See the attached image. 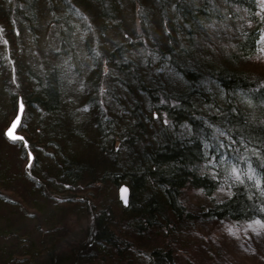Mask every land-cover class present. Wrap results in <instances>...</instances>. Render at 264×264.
Listing matches in <instances>:
<instances>
[{"label":"trees","instance_id":"obj_1","mask_svg":"<svg viewBox=\"0 0 264 264\" xmlns=\"http://www.w3.org/2000/svg\"><path fill=\"white\" fill-rule=\"evenodd\" d=\"M263 28L259 0H0V124L20 99L33 155L17 175L0 151V264H176L170 227L264 224V79L239 66ZM95 181L127 205L87 209ZM189 187L212 202L188 209Z\"/></svg>","mask_w":264,"mask_h":264},{"label":"rangeland","instance_id":"obj_2","mask_svg":"<svg viewBox=\"0 0 264 264\" xmlns=\"http://www.w3.org/2000/svg\"><path fill=\"white\" fill-rule=\"evenodd\" d=\"M259 7L264 14V0H259ZM41 19V22L46 24L48 14L41 15ZM135 24H137V20L134 22V25ZM261 36L259 54H256L252 60L242 61L239 63V66L264 79V28L262 29ZM104 86L105 85L102 86L103 89ZM104 96L106 99L108 98L106 95ZM4 101H6V97ZM13 112L10 113V106L6 102L5 111L1 113V117H3V119H5V116L13 117ZM8 123L5 124L4 128L1 127L0 124V151L4 152L8 162L11 159L13 160V171H15V173L16 171L20 173L21 170L19 169L24 167L27 159L24 158L25 156L20 158L18 147L5 139L3 132ZM94 148L95 145L93 144L83 147L82 154H85V156L93 155ZM121 156L122 154L118 155L116 160H120ZM39 159H43L42 165H44V167L50 166L54 162V160H49L45 158V156L42 157V155H39ZM109 159L115 160L111 155ZM87 181L88 179L86 178L85 182ZM118 188L119 187L111 186L106 182L100 183L95 181L92 184L80 185L79 189L76 190V194L79 195L77 197L90 198L91 200L87 203L88 207L86 208L92 211H98L111 203L112 196L113 198L118 197ZM11 194L15 197L18 196V193ZM225 195V188H219L216 193L213 194L216 200L223 198ZM211 199L212 198H206L201 190L191 187L183 191L181 198L183 204L194 212L199 210L203 205L210 204L212 202ZM109 207L114 212L119 210L114 203ZM89 210L83 207L80 213L82 216L77 215L75 218H69L72 221L71 227L74 230L88 224L87 214H89ZM170 228L171 231L169 229L165 232L163 231L166 233L165 238H161L160 235L157 236L155 233L156 231H151L142 239H144L146 243L149 239L152 240L155 237L158 239L161 238L162 241L157 240L159 244L161 242V246L162 243L163 245L172 243L177 261L176 264H264V224L262 223L250 222L234 224L226 220L203 221L196 219L192 222H181L176 226V229ZM156 244L158 245V243Z\"/></svg>","mask_w":264,"mask_h":264},{"label":"water","instance_id":"obj_3","mask_svg":"<svg viewBox=\"0 0 264 264\" xmlns=\"http://www.w3.org/2000/svg\"><path fill=\"white\" fill-rule=\"evenodd\" d=\"M21 106H23L21 100L19 99L18 100V108H17V111H16V114L14 116V118L10 121L9 125L4 129V136L10 140V141H16V140H12L9 138V136L6 134L9 130V128L12 126L13 122L16 121L17 119V116L20 117V120H21V116H22V112H23V107H22V110H21ZM15 135L19 136V137H22L21 133H19V125L18 127L15 129ZM19 140V139H18ZM32 158V154L29 152V159L31 160ZM122 189H127V200L125 202V200L122 198ZM128 196H129V188L127 185L125 184H121L118 188V198L119 200L122 202L123 205H127L128 203Z\"/></svg>","mask_w":264,"mask_h":264},{"label":"snow or ice","instance_id":"obj_4","mask_svg":"<svg viewBox=\"0 0 264 264\" xmlns=\"http://www.w3.org/2000/svg\"><path fill=\"white\" fill-rule=\"evenodd\" d=\"M21 106V110H22ZM20 124V117L17 116L16 121L13 122L12 126L9 128L8 132L6 133L10 139L12 140H18V139H23L22 137H19L17 135H15V129L18 127V125ZM127 189H122V198L125 200H127Z\"/></svg>","mask_w":264,"mask_h":264},{"label":"bare ground","instance_id":"obj_5","mask_svg":"<svg viewBox=\"0 0 264 264\" xmlns=\"http://www.w3.org/2000/svg\"><path fill=\"white\" fill-rule=\"evenodd\" d=\"M22 135V138L23 139H19V140H17V141H22V143H23V145L28 149V151H29V148H28V142H27V140L25 139V136H24V134H21Z\"/></svg>","mask_w":264,"mask_h":264}]
</instances>
